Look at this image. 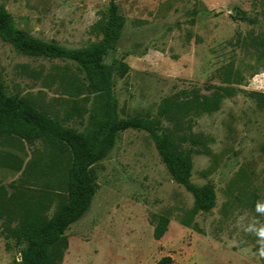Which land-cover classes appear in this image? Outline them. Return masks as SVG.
<instances>
[{
	"label": "rangeland",
	"instance_id": "1",
	"mask_svg": "<svg viewBox=\"0 0 264 264\" xmlns=\"http://www.w3.org/2000/svg\"><path fill=\"white\" fill-rule=\"evenodd\" d=\"M125 25L104 62L119 119L144 118L212 186L198 210L146 130L119 132L90 169L93 197L53 264H264V0H116ZM111 0H0L27 37L81 50L102 41ZM0 86L59 125L88 134L102 98L74 60L28 54L0 38ZM171 110L161 115L165 107ZM71 150L0 136V264H23L28 221L68 201ZM164 226V234L155 232ZM59 257V258H58Z\"/></svg>",
	"mask_w": 264,
	"mask_h": 264
},
{
	"label": "trees",
	"instance_id": "2",
	"mask_svg": "<svg viewBox=\"0 0 264 264\" xmlns=\"http://www.w3.org/2000/svg\"><path fill=\"white\" fill-rule=\"evenodd\" d=\"M124 25L125 18L120 14L116 0H111L107 20L101 28L102 41L81 50H70L27 37L0 7V38L3 41L28 54L76 61L84 70L89 85L102 98L96 126L88 134H81L59 125L24 98L6 97L0 86V136L17 137L28 143L38 138H49L52 142L66 145L73 156L68 174L67 203L47 221H28L21 228L19 238L26 243L22 252L23 264H53L66 231L93 197L92 165L101 159L105 147L113 145L117 134L128 129L146 130L152 135L173 179L193 194L198 210L208 211L215 204L216 194L212 186L195 187L191 184L189 157L171 153L168 147L171 141L158 134L154 123L144 118L119 119L113 94V69L104 60L119 40ZM170 110V107H165L161 115H167ZM163 234L164 226H159L155 235L161 238ZM159 264L173 263L169 258H163Z\"/></svg>",
	"mask_w": 264,
	"mask_h": 264
},
{
	"label": "clouds",
	"instance_id": "3",
	"mask_svg": "<svg viewBox=\"0 0 264 264\" xmlns=\"http://www.w3.org/2000/svg\"><path fill=\"white\" fill-rule=\"evenodd\" d=\"M256 211L264 213V203H257L256 204ZM249 231H253L259 238V243L261 245L259 249V253L262 257H264V226L260 228H256L254 226H250Z\"/></svg>",
	"mask_w": 264,
	"mask_h": 264
}]
</instances>
